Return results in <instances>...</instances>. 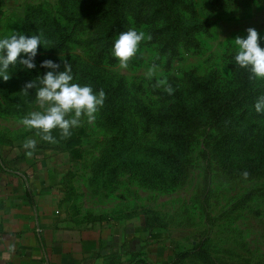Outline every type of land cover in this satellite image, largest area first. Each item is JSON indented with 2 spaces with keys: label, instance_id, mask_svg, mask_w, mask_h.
Here are the masks:
<instances>
[{
  "label": "rangeland",
  "instance_id": "rangeland-1",
  "mask_svg": "<svg viewBox=\"0 0 264 264\" xmlns=\"http://www.w3.org/2000/svg\"><path fill=\"white\" fill-rule=\"evenodd\" d=\"M61 1L0 0V38L14 30L8 19L41 9L55 13ZM182 1L176 35L151 6L137 0L126 5L125 31L132 28L146 36L127 68L112 55L114 41L125 31L108 37L110 22L101 17L99 2L79 6L84 21L64 51H51L40 33L44 46H38L35 63L49 57L60 64L58 71L63 61L72 63L73 83L91 85L95 92L103 89L104 104L93 122L82 116L70 137L53 129L57 142L44 141L39 130L22 122L30 112L43 111L36 89L23 91L32 69L20 63L9 67L10 79H0L1 85L5 82L0 90V152L25 149L26 140H36L35 148L48 147L60 156L65 167L62 210L74 223L116 222L131 234L141 230L136 249L116 264H264V163L258 149L264 113H248L238 121L236 129L246 135L235 152L218 150L223 134L216 126L200 124L186 134L189 150L177 160L181 169L172 182V167L162 163L167 153L153 149L167 144V138L141 115L143 107L166 104L163 93L169 87L179 86L195 101L194 78L212 77L220 87L234 84L240 67L234 39L255 28L264 48V0ZM256 80L263 88L264 79ZM121 81L126 92L115 97ZM116 120L118 125L131 123L134 133L124 137Z\"/></svg>",
  "mask_w": 264,
  "mask_h": 264
},
{
  "label": "trees",
  "instance_id": "trees-1",
  "mask_svg": "<svg viewBox=\"0 0 264 264\" xmlns=\"http://www.w3.org/2000/svg\"><path fill=\"white\" fill-rule=\"evenodd\" d=\"M132 0H62L61 9L57 12H50L45 9L27 14L21 19L8 22L13 23V32H7L5 37L16 35L31 36L42 33V36L49 42V48L53 52H62L71 45L76 37V31L83 23L84 19L79 15L80 5H89L94 2L100 3V14L104 19L109 20L108 37H113L121 31H125L127 18L125 8ZM139 5H149L153 8L154 13L164 16L167 21V27L172 30V35H176L180 28L181 19L179 17L178 7L183 3L182 0H137ZM176 15L174 19L173 16ZM16 31V33H15ZM21 56L17 58L15 66L19 67ZM49 57H41L36 62V68L32 69L31 80L40 79L49 69L40 66L43 60ZM69 63V62H68ZM71 69L74 68L72 63ZM10 67H12L10 65ZM61 67V66H60ZM237 81L227 87H220L212 77L194 78L193 85L197 92V99L191 100L185 92L175 86L171 94L165 91L163 94L167 97V102L161 108L151 109L143 107L141 115L145 124L159 128L167 138V144H155L153 149L166 152L170 157L164 156L162 163L165 166L172 167L169 177L172 181L178 179V170H180L179 161L184 154L188 153L190 141L187 140L189 133L202 126L218 127L223 136L217 142V148L220 151L233 148L235 152L239 143L243 141L246 135L244 130H237L238 121H243L248 113L255 112V104L260 97H264V87L260 88L256 79L250 78L252 73L247 68H237ZM0 84V90H2ZM125 85L123 82L118 83L115 97L124 95ZM239 113L242 115L237 116ZM120 116L119 119H122ZM116 125L124 130V137H127L131 131L134 133V127L131 123L123 122ZM56 132H52V135ZM133 138V137H132ZM39 149L52 150L48 147ZM259 156L264 163V136L261 139ZM230 151V152H231ZM174 158V159H172ZM261 163L260 165H263ZM138 232H142L138 230Z\"/></svg>",
  "mask_w": 264,
  "mask_h": 264
},
{
  "label": "crops",
  "instance_id": "crops-1",
  "mask_svg": "<svg viewBox=\"0 0 264 264\" xmlns=\"http://www.w3.org/2000/svg\"><path fill=\"white\" fill-rule=\"evenodd\" d=\"M26 151L0 152V264L124 262L136 249L138 230L131 234L116 222L74 223L62 210L60 156L39 148L31 156Z\"/></svg>",
  "mask_w": 264,
  "mask_h": 264
},
{
  "label": "clouds",
  "instance_id": "clouds-1",
  "mask_svg": "<svg viewBox=\"0 0 264 264\" xmlns=\"http://www.w3.org/2000/svg\"><path fill=\"white\" fill-rule=\"evenodd\" d=\"M144 39L146 36L143 31L138 32L132 28L119 34L114 41L112 55L119 59L121 68H127L129 58L137 53L139 44ZM259 40L260 36L255 28H248L246 37L237 36L234 39V45L238 49L235 62L240 67L249 69L252 73L250 78L253 79H264V48ZM40 45L44 46L40 33L31 36L13 34L0 38V79H10L9 67L16 65L17 58L22 53L25 55L19 63L29 70L36 68L35 57ZM40 66L49 71L40 76L38 82H26L23 91L29 93V89H36V97L43 111L30 112L22 122L29 129L39 130L42 140L56 143L51 134L53 129H59L61 136L67 138L71 136L73 128L80 126L82 116H86L89 123L93 122L96 119L95 113L104 104L106 94L103 89L95 92L91 85L73 83L71 65L67 61H63V70L60 71V64L51 59L43 60ZM148 74L151 76L152 69ZM166 90L171 94L170 87ZM255 109L258 113H264V97L257 100ZM36 143L34 139L24 142L23 147L28 150L26 155H32ZM247 175L245 172L244 176Z\"/></svg>",
  "mask_w": 264,
  "mask_h": 264
}]
</instances>
